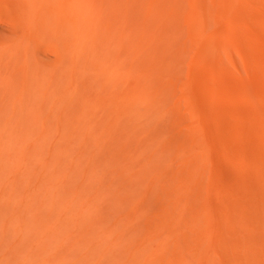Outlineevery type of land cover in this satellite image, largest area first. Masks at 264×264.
<instances>
[{
    "label": "bare ground",
    "instance_id": "1",
    "mask_svg": "<svg viewBox=\"0 0 264 264\" xmlns=\"http://www.w3.org/2000/svg\"><path fill=\"white\" fill-rule=\"evenodd\" d=\"M0 16V264H264V0H0ZM212 131L251 168L224 186L205 180Z\"/></svg>",
    "mask_w": 264,
    "mask_h": 264
},
{
    "label": "rangeland",
    "instance_id": "2",
    "mask_svg": "<svg viewBox=\"0 0 264 264\" xmlns=\"http://www.w3.org/2000/svg\"><path fill=\"white\" fill-rule=\"evenodd\" d=\"M4 21V19L0 16V23L1 24H5V22L6 21ZM219 22H220V25L222 26V28L224 29V30H226L227 29V31H231L230 30V28H229V25L226 23V21L225 20H223L222 18H219ZM226 23V24H225ZM241 63V62H240ZM238 64L239 65V67H240V70L242 71V73L243 74H245L244 72H243V70L241 69L242 67V64ZM192 65V68H193V70L194 71H196V72H198L200 75H202V77H206L207 76V74L206 73H208V71H207V69L205 68V67H203V65H200V64H198V63H193V64H191ZM231 64H230V62H229V60H227V59H225L224 60V63H223V65H221V68L223 69V70H228L231 66H230ZM205 69V70H204ZM228 77L229 78H231V76L230 75H228V76H226V78L228 79ZM190 80L192 81L191 83H192V86H193V89H194V91H196L199 95H201V96H206V98H208V96H209V98L211 99V100H214V102L216 103V104H218V105H221V106H223V108H224V113L226 114V115H224L225 117H227L226 119H231V120H233V121H236L239 117H238V113H239V111L241 110V105H230V104H228L227 102H226V100H225V98H224V96H221L220 98H214V97H212V96H210V95H208V92L204 89V87H203V84H202V82L201 81H199L197 78H195L194 76H191L190 77ZM229 80H231L232 82H233V84H232V82H231V84L232 85H237V83H234L235 82V80H232V78L231 79H229ZM251 82V81H250ZM201 83V84H200ZM203 87V88H202ZM197 89V90H196ZM241 90V89H240ZM207 92V93H206ZM202 93V94H201ZM240 95H242V93H241V91H239L238 92ZM242 97H243V95H242ZM208 98V99H209ZM182 102H183V104H181V102H180V106H181V108H180V106H178L179 108H178V110H181V114H180V111H179V114H180V116H181V119L183 118V123L182 124H180L179 123V121H181V120H179L180 119V116H179V114H178V123L180 124L179 126H178V134H180V133H185V134H187V133H189V132H187L188 130H185V128H187L188 129V126L191 128V126H192V122H193V115L191 114V112H189L188 111V108H187V106H186V103L182 100ZM243 106H246L247 108H251V104L249 103V102H247L246 101V99H245V102H243V104H242ZM226 109V110H225ZM233 110V111H232ZM227 111H229V112H227ZM188 112V113H187ZM231 113V114H230ZM234 113V114H233ZM189 114V115H188ZM229 114V115H228ZM234 116V117H233ZM230 117V118H229ZM190 118V119H189ZM250 118V117H249ZM224 123H227V122H225L224 121ZM194 124V123H193ZM226 125V124H225ZM211 126L213 127V129H214V127L215 126H213V124H211ZM228 125H226L225 126V128L227 127ZM183 129H181V128ZM185 127V128H184ZM227 130L228 131H230V132H233V130L231 131L230 130V128H227ZM213 132V131H212ZM211 134L214 136V134H215V136L217 137V140H218V142H219V146H217V148H214L213 146H211L210 144H209V146H210V149L213 151V153L216 155V160L213 162V161H209V162H207V165H208V167L207 168H209V170L207 169V172H206V176H205V180L206 181H210V182H213L215 185H218V186H224L223 184H225V182H226V179H227V177H229V176H232V175H241V176H245L247 173L246 172H249L250 170H251V168L249 167H242V166H240L238 163H236L233 159H231V158H229V157H227L226 155H225V152H222V150L223 149H225V147H226V144H225V138L223 137V136H221V135H219V134H216V133H208V137L210 138V136H211ZM184 135V134H183ZM187 137H188V135H186ZM186 136L184 135V139L183 140H185V138H186ZM214 136V137H215ZM224 138V139H223ZM187 139V138H186ZM254 143H255V145H256V147L257 148H261L262 149V151H264V147L261 145V143L258 141V140H254ZM222 144V145H221ZM219 148V149H218ZM216 149H218V151L216 150ZM230 149H231V151H232V153H234V154H236L237 156L239 155V156H241L242 154H243V152H242V150L238 147V146H236V144H233L232 146H230ZM241 153V154H240ZM220 156V157H219ZM216 161H218L217 163H216ZM210 164V165H209ZM219 171L220 173L219 174H214V171ZM232 172V173H231ZM231 173V174H230ZM228 174H230L229 176H227ZM250 174L251 175H249V182L251 183V185L252 186H254V187H257V188H261L262 186L264 187V183L262 182V181H260L261 179L254 173V171L252 170L251 172H250ZM260 180H259V179ZM260 181V182H259ZM254 183V184H253ZM260 183V184H259ZM260 185H262V186H260ZM259 186V187H258ZM204 191V194H211V195H213V196H215V197H217V198H223V196L219 193V191L216 189V188H214V187H209V186H205L204 187V189H203Z\"/></svg>",
    "mask_w": 264,
    "mask_h": 264
}]
</instances>
